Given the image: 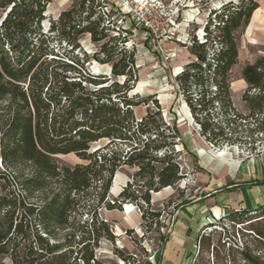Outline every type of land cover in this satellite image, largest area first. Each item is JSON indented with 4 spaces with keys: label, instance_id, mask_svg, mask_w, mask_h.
Masks as SVG:
<instances>
[{
    "label": "trees",
    "instance_id": "obj_1",
    "mask_svg": "<svg viewBox=\"0 0 264 264\" xmlns=\"http://www.w3.org/2000/svg\"><path fill=\"white\" fill-rule=\"evenodd\" d=\"M50 3L0 0V180L7 185L13 181L19 192L0 195V264L6 257L12 264H99V242H113L114 236L98 211H120L131 203L149 230L159 218L150 211L151 194L183 178L173 151L179 139L176 127L163 122L156 100L129 97L135 82L134 53L123 46L118 53L108 48L105 41L114 24L103 11L105 1L72 0L71 8L44 32ZM257 9L255 0H238L214 10L203 27L204 42L192 38L189 52L195 61L177 81L205 141L253 156L264 150V56L242 69L244 113L232 104L229 74L238 60L235 35L246 29ZM115 28L121 35L125 32ZM83 35L102 43L103 59L97 61L110 64L111 76L123 77L122 83L96 81L84 72L85 55L82 60L59 59L49 47L55 36L72 54ZM125 42L124 37L120 45ZM192 88L198 90L195 98ZM149 102L155 110L148 107L137 120L134 109ZM68 155L80 163H56L54 157ZM126 167L136 169L132 181L118 194L119 201L110 204L115 173ZM261 218L264 206L205 225L202 234L219 226L224 236L211 249V264H264ZM225 223L243 225L241 238L250 240L232 242ZM209 249L210 236L198 235L190 264H202L201 250Z\"/></svg>",
    "mask_w": 264,
    "mask_h": 264
},
{
    "label": "rangeland",
    "instance_id": "obj_2",
    "mask_svg": "<svg viewBox=\"0 0 264 264\" xmlns=\"http://www.w3.org/2000/svg\"><path fill=\"white\" fill-rule=\"evenodd\" d=\"M106 5L103 11L110 13L109 18L114 27L109 26L108 48L118 53L121 48L134 53L135 77L131 82L133 90L129 97H137L138 100H156L160 108V114L165 124L175 126L179 139L173 148L175 162L178 165L183 178L171 188V192L152 193L150 197V211L159 213L158 224L152 225L149 230L144 228L140 211L131 203H124L120 211L113 210L112 214L105 209L98 211L99 218L110 224V232L114 241L102 239L95 250V258L99 264H159L164 240L172 230L176 215L182 209V205L191 203L204 195L202 180L206 175L213 173L215 167L221 164L249 165L264 164V150L259 148L256 156L248 155V152L236 147L211 145L200 135V128L191 116L184 102V96L178 87V77L186 66L195 58L190 54L192 38L204 42L203 27L208 19L213 18L212 12L222 5L232 2L238 4V0H104ZM145 1H154V4L145 5ZM258 9L253 13L251 21L254 28L248 25L246 29L235 35L238 47L237 64L231 69L229 81L231 87V100L234 108L244 113L241 103V95L245 89L241 79L242 69L252 64L258 57L264 56V0H255ZM72 6V0H51L47 7L46 20L43 29H48L50 21H56L59 15ZM150 6V8L148 7ZM143 8V10H142ZM119 28L125 31L122 35L117 32ZM202 32V33H201ZM125 37V43L120 45V40ZM49 47L54 55L62 59L75 57L82 60L85 55L88 63H84V72L93 75L96 81H117L122 83L123 77L111 76L110 64H101L97 59H103L99 54L102 43H93L89 35L79 38V50L70 54L64 44H59L56 37H52ZM121 54L118 57L124 56ZM70 63L68 60H64ZM110 71V74H109ZM82 72V75L85 76ZM107 74V75H105ZM191 97L195 98L197 89L192 88ZM155 109L150 104H141L134 109L135 118L138 120L145 116L146 109ZM212 110V109H210ZM213 111V110H212ZM227 149L225 159L217 156V151ZM226 150V149H224ZM59 166L73 167L80 161L74 155L57 156L55 158ZM136 169L121 168L116 171L112 186L108 195V203L118 202V194L132 181V175ZM4 169L0 164V173ZM212 175V174H211ZM216 176V175H215ZM203 177V178H202ZM7 185L0 180V195H6L13 191L19 195L18 187L10 181ZM262 182V181H261ZM264 182V180H263ZM259 183V182H258ZM257 187L261 184L255 185ZM134 191H140L133 187ZM139 203L142 204L141 201ZM129 206V210L125 207ZM133 221V217H135ZM123 218L126 220H123ZM264 219V218H261ZM212 220H207L208 225ZM217 223L213 220L211 223ZM208 223V224H207ZM227 226V237L234 242L239 241L241 232H245L243 225ZM264 225V220L261 222ZM201 227L198 235L210 236V249L201 250L202 264H211V249L224 240L219 226L211 230ZM241 227V228H240ZM245 241L250 238L244 237ZM241 238V240H243ZM4 264H12L9 258H3Z\"/></svg>",
    "mask_w": 264,
    "mask_h": 264
},
{
    "label": "crops",
    "instance_id": "obj_3",
    "mask_svg": "<svg viewBox=\"0 0 264 264\" xmlns=\"http://www.w3.org/2000/svg\"><path fill=\"white\" fill-rule=\"evenodd\" d=\"M254 22L249 24L251 29ZM214 169V174L208 172L206 178L202 177L205 182L204 195L183 206L176 215L159 264H190L199 231L207 220H217L232 212L253 211L264 206V164L252 167L221 164ZM257 184L262 186H255ZM108 213L112 214V211Z\"/></svg>",
    "mask_w": 264,
    "mask_h": 264
},
{
    "label": "bare ground",
    "instance_id": "obj_4",
    "mask_svg": "<svg viewBox=\"0 0 264 264\" xmlns=\"http://www.w3.org/2000/svg\"><path fill=\"white\" fill-rule=\"evenodd\" d=\"M226 153H227V150H219V151H217V156L220 158V159H225V158H223V156L224 155H226ZM162 192H166V193H169V192H171V188L169 187V188H165V189H163L162 191H161V193ZM125 209L126 210H129V206H126L125 207ZM210 223V222H209ZM208 224V223H207Z\"/></svg>",
    "mask_w": 264,
    "mask_h": 264
},
{
    "label": "built area",
    "instance_id": "obj_5",
    "mask_svg": "<svg viewBox=\"0 0 264 264\" xmlns=\"http://www.w3.org/2000/svg\"><path fill=\"white\" fill-rule=\"evenodd\" d=\"M149 4H154V1H149V2H146L145 1V5H149ZM149 8H150V6H148ZM142 10H143V8H142ZM218 220V219H217ZM213 221V220H212Z\"/></svg>",
    "mask_w": 264,
    "mask_h": 264
},
{
    "label": "water",
    "instance_id": "obj_6",
    "mask_svg": "<svg viewBox=\"0 0 264 264\" xmlns=\"http://www.w3.org/2000/svg\"><path fill=\"white\" fill-rule=\"evenodd\" d=\"M201 33H202V32H201ZM109 74H110V71H109ZM105 75H107V74H105ZM224 149H226V150H227V149H229V148H224ZM56 157H57V156H56ZM56 157H54V158H56Z\"/></svg>",
    "mask_w": 264,
    "mask_h": 264
}]
</instances>
